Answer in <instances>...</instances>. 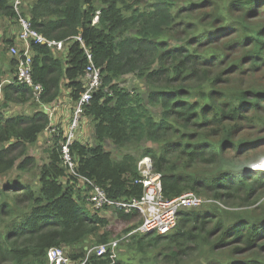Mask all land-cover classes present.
Returning a JSON list of instances; mask_svg holds the SVG:
<instances>
[{
    "label": "trees",
    "instance_id": "obj_1",
    "mask_svg": "<svg viewBox=\"0 0 264 264\" xmlns=\"http://www.w3.org/2000/svg\"><path fill=\"white\" fill-rule=\"evenodd\" d=\"M26 3L24 15L46 38L82 36L102 73V86L84 112L93 124V144L72 146L78 173L112 200H139L138 165L150 158L167 199L194 192L230 210L214 202L203 206L216 211L183 210L171 233L144 235L133 234L141 213L116 209L119 229H111L77 190L85 184L64 167V136L52 138L49 161L38 166L29 147L50 127L45 107L66 93L77 103L89 62L75 39L64 55L32 45L33 80L44 87L38 104L33 89L17 82L19 64L7 49L17 36L3 33L6 22L17 24L16 13L11 0H0V40L9 54L0 53V176L15 184L0 189V264H49L51 248H66L78 261L88 246L124 237L121 248L129 254L114 264H264V174L252 170L256 160L250 159L264 148V0ZM128 76L142 87H125ZM33 103L41 110L6 116L13 106ZM109 143L136 154L116 160ZM38 168L40 190L22 177ZM15 171L19 175L11 176ZM88 264L112 260L93 256Z\"/></svg>",
    "mask_w": 264,
    "mask_h": 264
},
{
    "label": "built area",
    "instance_id": "obj_2",
    "mask_svg": "<svg viewBox=\"0 0 264 264\" xmlns=\"http://www.w3.org/2000/svg\"><path fill=\"white\" fill-rule=\"evenodd\" d=\"M16 13V22L19 26V34H17L16 44L9 46V54L18 61L17 82L26 84L33 89L34 99L38 104H43L41 99L44 94V87L36 84L33 80V63L34 51L32 45H42L53 50L57 54H66L68 41L75 39L79 41L85 50L87 60L89 62L85 71V92L75 103L73 110V119L68 134L61 143V158L64 167L68 173L78 178L85 184L86 191L89 194V203L94 210L120 209L127 214L138 211L143 217L142 224L133 232L144 235L158 234L167 235L171 233L177 226L178 217L183 210H192L203 206L208 201L203 200L194 192H188L174 199H167L163 191L162 175L156 173L150 158H144L139 162L138 168L141 174V183L144 187V195L141 199L132 200H112L108 197L106 191L97 185L93 180L82 176L78 173V163L72 153V146L77 142V135L83 121L86 106L92 100L94 94L98 92L102 86L101 70L95 67L92 52L86 47L82 36L70 38L66 41H56L46 38L39 33L34 27L31 20L24 15L26 8V0H11ZM98 18L95 19L96 24ZM15 81L9 80L7 83L12 84ZM2 96V87H0V98ZM49 112L51 120L54 118L56 106L53 108L45 107ZM48 131L52 138L58 136V130L50 125ZM123 239L114 240L109 244H102L89 249L86 257L73 261L66 254L65 248H51L47 253L49 264H88L93 256L105 257L109 255L114 264L121 249Z\"/></svg>",
    "mask_w": 264,
    "mask_h": 264
},
{
    "label": "rangeland",
    "instance_id": "obj_3",
    "mask_svg": "<svg viewBox=\"0 0 264 264\" xmlns=\"http://www.w3.org/2000/svg\"><path fill=\"white\" fill-rule=\"evenodd\" d=\"M26 1H28L29 5L32 2V0H26ZM145 1H152V0H145ZM153 1H155V0H153ZM18 31H19V28H18L17 24H9L8 22L5 23L4 28H3V33L5 35L4 36L5 38L7 36H17ZM3 42H4L3 39L0 40V53L1 54H5L7 57H9V54H6V52H5V45H4ZM7 49H9V47ZM122 84L125 87L129 88V89H133L135 87H142V86H139L138 79L133 77V76L126 77L124 79V81L122 82ZM66 96L67 95L65 94L62 99H64ZM68 97H69V95H68ZM13 107L15 108L17 106H13ZM19 107H22V109L20 111H19V108H16V112H14V113H12L10 115L7 113L6 116H16L17 113H18L17 115L23 114V113L24 114L33 113V112H35L36 107L39 110H41V105H37V104L34 105V103L33 104H28V105H22V106H19ZM29 107H34V108L33 109H29ZM154 111H155V114H158L160 112L159 110H156V109ZM83 119H85V118L83 117ZM91 128H92V126H91ZM40 142H42V140H40ZM61 142H63V139H62ZM89 143L93 144L92 141H90ZM105 147H106L107 151L112 152L113 157L116 160H120L127 153H131V154H134V155L136 154V150L134 148L116 149L110 143L108 145H106ZM144 147L148 148V147H155V146L153 144L146 143V144H144ZM36 148H38V149H36ZM47 149L48 148H46V149L39 148V147H37V145L29 147V154H31L32 156H35L38 159V166H40V167H42L43 165L47 164L48 161H49V155L46 153ZM262 155H264V148L260 149L258 152L254 153L252 156L250 155V159L252 160V162H253V160H256L255 163H253V166H252V170L254 172H256V174H259V173H263L264 174V169L258 168L260 165H262V163H264V157H262ZM152 163H153V161H152ZM38 171H39V168L36 171L34 170L33 174L28 175V176L27 175H22V177H24V180H25L23 182L29 183L35 189L40 190L41 189V184H40V182H38L37 178L35 177L38 174ZM12 175H19V174H17L16 171H15V172H13L11 174V176ZM6 187L14 188L15 184H13V182L11 180H8L7 178H5L4 175L0 176V189L6 188ZM78 188H77V190H79L82 193L83 197L86 196L85 199L89 203V194L86 191V188L85 187L82 188L81 184H79ZM200 198H202L205 201H208V203H206V204H210V203L214 202V203H217V204L221 205L222 207H225V208H222L221 206H218V207L221 208L219 210H222V209L230 210L229 208L226 207L227 205L225 203H223L224 204L223 205L222 203H219V202H216V201H213V200H207L209 198L206 197V196H201ZM261 202H264V198L262 199ZM88 206H89V209H91L92 211H95L96 213L99 214V216H101L102 218H105L106 220H108L109 228H111V229H119V226L116 224L117 216H116V211L115 210H113V209H108L107 210L106 209V210L97 211V210H94L91 207L90 203H89ZM206 208H212V209H214L216 211L215 208L209 207V206H203L199 211H201L203 209H206ZM246 209H249V208H232V210H238V211H243V210H246ZM1 215H2V212L0 211V216ZM123 241H125V240H123ZM123 241L121 243H123ZM92 246L93 245L88 246L89 249ZM65 250H66V254L68 255V249L65 248ZM125 254H129V251L127 250V248L125 249V246H124V247H122L120 249V255L119 256H121V255L124 256Z\"/></svg>",
    "mask_w": 264,
    "mask_h": 264
},
{
    "label": "crops",
    "instance_id": "obj_4",
    "mask_svg": "<svg viewBox=\"0 0 264 264\" xmlns=\"http://www.w3.org/2000/svg\"><path fill=\"white\" fill-rule=\"evenodd\" d=\"M66 99H61L59 103L55 104V114L53 120H51V126L56 128L58 130V136H66L68 134L70 125L72 123L73 119V110L74 105L70 98L68 97V93H66ZM53 106V107H54ZM16 108H19V111L22 109V107H12L8 114H12L16 112ZM34 107H29V109H33ZM18 111V112H19ZM18 114V113H17ZM16 114V115H17ZM10 117V116H8ZM85 118V117H84ZM92 126V128H91ZM42 140V142H40ZM90 141H94V132H93V124L89 119H83L81 122L79 132L77 135V142H80L82 144H87ZM52 144V136L51 133L46 130L39 138V142L37 144V147L46 149L49 148V146ZM38 149V148H36Z\"/></svg>",
    "mask_w": 264,
    "mask_h": 264
},
{
    "label": "bare ground",
    "instance_id": "obj_5",
    "mask_svg": "<svg viewBox=\"0 0 264 264\" xmlns=\"http://www.w3.org/2000/svg\"><path fill=\"white\" fill-rule=\"evenodd\" d=\"M258 168L264 169V163H262V165H260Z\"/></svg>",
    "mask_w": 264,
    "mask_h": 264
}]
</instances>
